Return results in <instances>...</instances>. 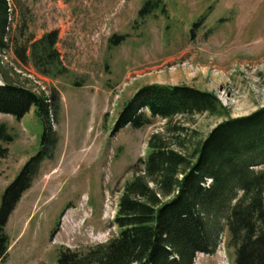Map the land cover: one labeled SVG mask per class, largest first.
<instances>
[{
  "label": "rangeland",
  "instance_id": "obj_1",
  "mask_svg": "<svg viewBox=\"0 0 264 264\" xmlns=\"http://www.w3.org/2000/svg\"><path fill=\"white\" fill-rule=\"evenodd\" d=\"M144 1L23 0L15 20L26 14L36 37L58 30L67 73L42 75L10 51L2 59L4 76L39 92L56 90L59 107L52 112L58 138L53 158L41 163L9 216L10 245L0 264H56L60 250H82L116 233L113 217L128 168L164 125L155 118L146 127L112 132L122 104L139 87L179 84L214 93L228 115L172 120L185 123L196 140L226 117L264 107V0H162L164 14L140 19ZM115 33L128 36L109 47ZM0 123L13 137L0 142L7 148L0 158L1 199L37 152L43 126L34 108L20 119L0 114ZM227 232L213 254L198 253L194 264H235Z\"/></svg>",
  "mask_w": 264,
  "mask_h": 264
},
{
  "label": "trees",
  "instance_id": "obj_2",
  "mask_svg": "<svg viewBox=\"0 0 264 264\" xmlns=\"http://www.w3.org/2000/svg\"><path fill=\"white\" fill-rule=\"evenodd\" d=\"M23 8V0H0V114L20 119L34 108L43 128L37 152L0 199V262L9 248V216L41 163L53 158L58 138L51 129L52 112L59 107L56 90L39 92L4 76L2 59L10 51L19 64L30 63L42 75L67 73L57 49L58 30L36 37L26 14L15 20ZM157 10L165 13L162 0H145L138 17ZM127 36L112 34L109 47ZM218 113L229 114L206 90L160 83L139 87L122 104L112 132L146 127L155 118L164 125L149 135L145 154L128 168L131 176L123 181L113 217L116 233L82 250H60L56 264H194L198 253L215 252L225 230L235 264H264V107L226 117L200 140L185 123L172 121ZM12 140L0 123V142ZM6 154L0 146V158Z\"/></svg>",
  "mask_w": 264,
  "mask_h": 264
}]
</instances>
